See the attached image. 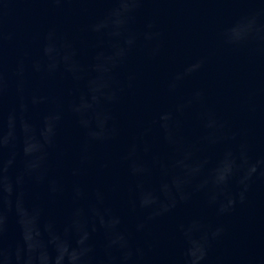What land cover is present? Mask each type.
Masks as SVG:
<instances>
[{"label":"clouds","instance_id":"obj_1","mask_svg":"<svg viewBox=\"0 0 264 264\" xmlns=\"http://www.w3.org/2000/svg\"><path fill=\"white\" fill-rule=\"evenodd\" d=\"M144 2L111 0L114 6L87 26L98 39H108V49L95 51L87 63L55 29L44 35L41 59L31 63V71L44 77L62 71L70 78L77 90L66 105L30 88L27 54L9 71L6 43L12 36L0 26V264H156L149 255L151 245L145 240L146 250L140 243L150 223L173 217L196 194L203 195L216 217L229 215L246 203L257 181H264V156H254L249 142L239 132L226 130L214 113H201L202 134L195 143L185 141L180 116L203 100L201 91L154 115L151 125L169 150L167 157L146 159L152 127L123 144L118 159L133 182L131 225L108 203L118 185L89 180L93 172L103 174L109 168L101 150L121 141L124 130L117 110L136 80L134 73L124 71L131 54L141 40L151 57L160 50L159 44L151 46L160 36L152 23L142 32L132 28ZM257 19L256 13L241 17L222 33L225 42L264 44V25ZM202 63L174 76L168 91L175 92ZM35 112L38 119H33ZM69 118L78 134L71 145L63 135ZM198 145L215 150V160L201 159ZM62 205L67 206L62 216L52 210ZM224 233L222 224L199 216L179 220L174 239L182 250L166 264H208L214 243Z\"/></svg>","mask_w":264,"mask_h":264},{"label":"water","instance_id":"obj_2","mask_svg":"<svg viewBox=\"0 0 264 264\" xmlns=\"http://www.w3.org/2000/svg\"><path fill=\"white\" fill-rule=\"evenodd\" d=\"M113 6L111 0H69L60 4L48 0H0V26L5 35L12 36L6 43L9 71L27 54L30 88L66 105L77 90L70 78L62 71L51 77L31 71V63L41 59L43 37L55 29L78 50L81 62L87 63L95 51H106L109 46L107 38L98 39L87 26ZM254 13L258 14L257 24L264 25V0H145L141 5L132 28L142 32L146 24L152 23L153 31L160 36L151 46L159 44L160 50L151 57L141 40L131 54L124 71L134 73L136 80L117 110L124 130L121 141L101 150V156L107 154L109 158L108 170L103 174L93 172L89 177L93 183L118 185L115 194L109 193L108 203L125 224L131 225L134 214L129 191L133 182L118 159L123 144L130 136L152 127L146 138L150 144L146 159L154 155L167 157L169 150L151 125L152 119L160 109L183 103L196 91L203 93V100L180 116L186 142L195 143L202 134L200 114L212 112L226 130L239 132L249 142L254 156H264V44L231 45L222 36L241 17ZM197 61H203L201 68L184 77L175 92H169L168 85L174 76ZM38 117L39 112L33 113V119ZM63 135L70 145L78 138L70 118L65 122ZM197 147L201 148V159L215 160V150ZM66 209L62 205L52 210L62 216ZM192 216L225 228L223 237L209 253L208 264H264V181H257L246 203L237 205L229 215L216 217L203 195L196 194L173 217L150 223L148 235L140 243L146 250L145 240L151 245L149 255L156 264L179 258L182 244L174 239V226ZM15 237L13 225L10 239ZM96 239L99 242L100 237Z\"/></svg>","mask_w":264,"mask_h":264}]
</instances>
